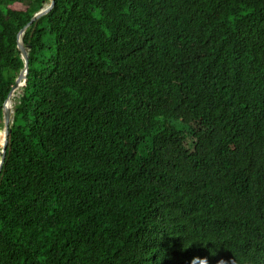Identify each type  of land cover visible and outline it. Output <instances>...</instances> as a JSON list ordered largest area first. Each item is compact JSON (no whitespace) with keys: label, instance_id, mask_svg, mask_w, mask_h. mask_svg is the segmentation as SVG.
<instances>
[{"label":"trees","instance_id":"1","mask_svg":"<svg viewBox=\"0 0 264 264\" xmlns=\"http://www.w3.org/2000/svg\"><path fill=\"white\" fill-rule=\"evenodd\" d=\"M50 2L0 0V116ZM24 42L0 264H264V0H58Z\"/></svg>","mask_w":264,"mask_h":264},{"label":"water","instance_id":"2","mask_svg":"<svg viewBox=\"0 0 264 264\" xmlns=\"http://www.w3.org/2000/svg\"><path fill=\"white\" fill-rule=\"evenodd\" d=\"M57 1L58 0H51L50 4L45 7L43 10L38 12L34 18L31 20V22L20 32L19 34V50L22 55V59L25 62V69L22 72L21 76L19 77L16 86L14 90L11 92L5 106H4V114L3 116H0V120L4 122V129L1 131L4 134V144H3V149L1 152V159H0V172L2 170L3 164L5 162V159H7V152L9 148V143H10V135L12 132V126L14 124V117H15V108L18 103H16L14 106H9V102L11 100L12 95L14 94L15 91H18L22 88L24 91L28 87L29 83V75H30V62H31V57H30V51L31 47H27V45L24 42V39L21 40L22 35L25 36L27 31L35 25L38 21L41 19L47 17L50 15L56 8L57 6Z\"/></svg>","mask_w":264,"mask_h":264},{"label":"rangeland","instance_id":"3","mask_svg":"<svg viewBox=\"0 0 264 264\" xmlns=\"http://www.w3.org/2000/svg\"><path fill=\"white\" fill-rule=\"evenodd\" d=\"M15 6H16L17 9H20V10L25 9V6L22 5V4H19V3H17ZM47 6H48V5H47ZM47 6H46V7H47ZM22 94H23V90L19 92L18 97H17L16 100H15V104L19 102V100H20L21 97H22ZM0 125L2 126V127H0V136H3V135L1 134V131L4 129V126H5V125H4V122H3V121H0ZM3 141H4V137H3V140L0 142L1 145H3ZM188 144H189V145L192 144V140H191V139H189ZM191 146H192V145H191ZM0 159H1V158H0Z\"/></svg>","mask_w":264,"mask_h":264},{"label":"bare ground","instance_id":"4","mask_svg":"<svg viewBox=\"0 0 264 264\" xmlns=\"http://www.w3.org/2000/svg\"><path fill=\"white\" fill-rule=\"evenodd\" d=\"M24 39V36L22 35V37H21V40H23ZM22 90V88L20 89V90H18V91H21ZM18 91H15L14 92V94L12 95V97L16 94V92H18ZM12 97H11V99H12ZM11 101V100H10ZM9 106H10V102H9ZM1 134L3 135V137H4V134L1 132ZM3 144H4V141H3Z\"/></svg>","mask_w":264,"mask_h":264},{"label":"clouds","instance_id":"5","mask_svg":"<svg viewBox=\"0 0 264 264\" xmlns=\"http://www.w3.org/2000/svg\"><path fill=\"white\" fill-rule=\"evenodd\" d=\"M205 264H206V262H205Z\"/></svg>","mask_w":264,"mask_h":264}]
</instances>
